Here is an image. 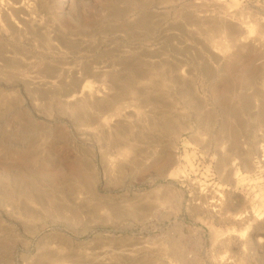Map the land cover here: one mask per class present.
I'll return each mask as SVG.
<instances>
[{"label":"rangeland","instance_id":"rangeland-1","mask_svg":"<svg viewBox=\"0 0 264 264\" xmlns=\"http://www.w3.org/2000/svg\"><path fill=\"white\" fill-rule=\"evenodd\" d=\"M46 1L56 50L30 36L22 61L0 63V264H264V214L234 242L243 228L224 218L242 208H190L185 183L264 213V101L248 104L241 86L256 58L221 61L227 45L215 20L243 10L253 24L263 2ZM54 67L78 71L44 72ZM44 81L54 88L33 87ZM86 84L120 112L68 108ZM234 143L248 150L247 169ZM25 187L31 205L18 194ZM10 190L18 196L6 201Z\"/></svg>","mask_w":264,"mask_h":264},{"label":"bare ground","instance_id":"bare-ground-1","mask_svg":"<svg viewBox=\"0 0 264 264\" xmlns=\"http://www.w3.org/2000/svg\"><path fill=\"white\" fill-rule=\"evenodd\" d=\"M258 1H261V3L263 2L262 4H264V0H253L254 3ZM48 11L49 9L46 0H0V63L5 66H8V62L16 63L22 61L19 51V45L21 42H23V39H25L26 41L30 39V36L37 37L38 39L40 38L38 41L42 40V43L45 44L43 48L46 51L56 50L55 46L51 43V36L48 35V30L46 27L48 21L47 18L49 16ZM247 18L248 16L245 17L243 15V10H237L233 14H228L225 12L215 16L216 24L219 27V31H224V40L227 45L226 55L221 56V61L224 60L228 62L230 66H234L237 57L244 58L250 55H255L257 65L255 73L251 78L249 77L248 80L243 81L241 86L245 95L248 91V104L256 105L258 101H261L262 99V101H264V18H257L253 21V24H250V21H248ZM226 23L229 25H226ZM33 37H31V39H33ZM60 38L61 40H63L62 37ZM107 67L109 66L107 65L105 66V68L102 67V69H95V72L103 73L104 75V73L111 71ZM77 71L78 70L75 67H54L52 69L45 68L44 70V72L46 73H60L61 75H74ZM91 72L94 71H90V73ZM84 73L85 75L88 74L87 72ZM33 87H45L46 89H52L54 88V83L52 81H44L43 84L33 85ZM82 87L79 91L80 93L76 95L71 94L70 96H67L64 100V104L67 105V107L69 106L68 108L71 107L70 109L72 111H77L80 109L83 111L82 108H92L91 106L93 104V107L97 108V106L100 107L101 104V106H112V108H114L113 110H115L117 114L118 112H120V108L115 107L116 99L115 101H112V99L111 101L106 100V92L105 94L102 91L103 93L100 94V89L94 91V89L92 90V87L87 84ZM116 106L118 105L116 104ZM78 107L79 109H77ZM104 109H106V107ZM92 118L94 119L93 116ZM105 119L107 120V118ZM106 120H102L101 122H99L98 120L97 121L101 123V126H104V121L106 122ZM168 132L172 133L173 131L172 129H168ZM234 147L235 152L240 159L239 162L245 169H247L249 156L248 150H246L245 147L238 145L237 143H234ZM234 165V163H229L227 166V170L233 172L235 168ZM185 183L186 186L190 187V197L188 200L190 201V208H194L197 211H202L208 215L213 213L222 215L229 209L234 210V208L237 207L242 208V213H244V215H242L241 213L234 215L225 214L226 216L224 218L228 223H232L237 227L239 226L240 228H243V232L240 233L242 230L239 231L240 234L235 235V237H231L230 234V238H233L234 242L239 243L242 240V235H244L245 232L247 233V230H251L250 227L256 224V222L259 221L261 216L264 214L258 206L256 207V205L253 204L254 202L242 198L241 196H231L229 195L228 191H222L219 193L210 192L203 188L198 182L190 183L186 181ZM20 193H22V196L25 198V200H27L28 203L32 196V194H30V190L28 191L25 187L22 188V191L18 190V194ZM2 194L4 195L3 199H5L6 201H11L16 195L18 196V194H15L13 190L4 192ZM231 200L235 201L234 205L230 203ZM30 201L29 203L33 202V200L31 202ZM260 204L262 205L261 200L259 202V205ZM26 212H29V210H26ZM140 250H142L141 247L131 250V252L128 251L129 254L127 252V255L133 257L139 254V252H141ZM144 250L145 248L142 251ZM102 252L101 254H104V252ZM148 252L150 251L148 250ZM119 253L122 252L119 251ZM96 254L100 253L98 252ZM101 254L99 256H101ZM106 254L110 255L111 253L108 254V252H106ZM44 256L42 255V257ZM46 256L44 257V259L50 262L51 260L48 259H51V257L49 258V255L48 257ZM93 256L96 257V255ZM93 256L92 259L90 258V262L93 261ZM59 261L61 262V260ZM219 263L232 264L230 261H226L222 258L220 259Z\"/></svg>","mask_w":264,"mask_h":264}]
</instances>
